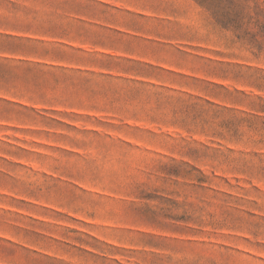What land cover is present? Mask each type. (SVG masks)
I'll list each match as a JSON object with an SVG mask.
<instances>
[{"label":"rangeland","instance_id":"374dc122","mask_svg":"<svg viewBox=\"0 0 264 264\" xmlns=\"http://www.w3.org/2000/svg\"><path fill=\"white\" fill-rule=\"evenodd\" d=\"M0 264H264V0H0Z\"/></svg>","mask_w":264,"mask_h":264}]
</instances>
